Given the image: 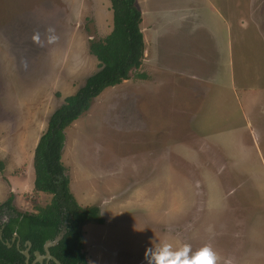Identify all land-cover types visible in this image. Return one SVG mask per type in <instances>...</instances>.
I'll return each mask as SVG.
<instances>
[{
  "label": "rangeland",
  "instance_id": "rangeland-1",
  "mask_svg": "<svg viewBox=\"0 0 264 264\" xmlns=\"http://www.w3.org/2000/svg\"><path fill=\"white\" fill-rule=\"evenodd\" d=\"M138 6L141 66L64 130L69 190L104 219L81 226L87 263L149 264L167 242L264 264V0ZM112 21L109 0H0V204L36 212L35 145Z\"/></svg>",
  "mask_w": 264,
  "mask_h": 264
},
{
  "label": "trees",
  "instance_id": "trees-1",
  "mask_svg": "<svg viewBox=\"0 0 264 264\" xmlns=\"http://www.w3.org/2000/svg\"><path fill=\"white\" fill-rule=\"evenodd\" d=\"M113 14L112 30L103 38L89 40V52L98 60V69L88 76L75 94L66 96L63 103L50 116L46 131L40 135L33 152L34 183L31 201L36 212L15 209L9 197L0 204L3 210L13 211L2 229L0 238V264H26L20 250L25 242H31L30 261L34 252H43V244L52 239L66 221L67 231L59 243L50 248V253L62 264H88L83 251L81 226L84 222L104 223L99 207L79 206L69 190L66 167L61 156L65 140V128L84 115L94 98L106 88L129 79L144 58V39L141 31L142 12L138 0H109ZM144 78V74H137ZM3 163L0 160V171ZM39 193L51 194L45 206L36 202ZM20 242L10 247L13 234ZM50 264H54L50 262Z\"/></svg>",
  "mask_w": 264,
  "mask_h": 264
},
{
  "label": "clouds",
  "instance_id": "clouds-1",
  "mask_svg": "<svg viewBox=\"0 0 264 264\" xmlns=\"http://www.w3.org/2000/svg\"><path fill=\"white\" fill-rule=\"evenodd\" d=\"M149 264H216L217 255L210 244L193 250L187 243L174 248L167 242L147 250Z\"/></svg>",
  "mask_w": 264,
  "mask_h": 264
},
{
  "label": "water",
  "instance_id": "water-1",
  "mask_svg": "<svg viewBox=\"0 0 264 264\" xmlns=\"http://www.w3.org/2000/svg\"><path fill=\"white\" fill-rule=\"evenodd\" d=\"M66 231H67V226H66V221H64L58 233L52 239H47L44 242L43 253H41L40 251L34 252V259L32 261H30V253H29V250L31 248V242L26 241L24 249L20 250L21 254L24 255L25 257V263L26 264H36V263L43 264V262L45 261L46 264H49V262L51 261L54 264H62L55 256H53L50 253V248L56 246L59 243V241L65 235ZM0 238H1V231H0ZM14 241L16 242V245L18 247L20 239L16 233L13 234L11 241L10 242L5 241V244L8 247H10Z\"/></svg>",
  "mask_w": 264,
  "mask_h": 264
},
{
  "label": "flooded vegetation",
  "instance_id": "flooded-vegetation-1",
  "mask_svg": "<svg viewBox=\"0 0 264 264\" xmlns=\"http://www.w3.org/2000/svg\"><path fill=\"white\" fill-rule=\"evenodd\" d=\"M5 212H7L8 213V218L10 217V215L11 214H13V211H10V210H3L2 211V213H5ZM1 214V213H0ZM8 218L7 219H3V220H0V231H1V238H2V229L4 228V224L8 221ZM1 219V218H0ZM12 237H13V235H12ZM12 237H11V239H12ZM15 241H16V239H15ZM14 241V242H15ZM13 242V243H14ZM41 253H43V252H41ZM31 258V257H30ZM33 259H34V257H33ZM51 262V261H50ZM50 262H49V264H50ZM36 264H38V263H36ZM43 264H46L45 263V261L43 262Z\"/></svg>",
  "mask_w": 264,
  "mask_h": 264
}]
</instances>
